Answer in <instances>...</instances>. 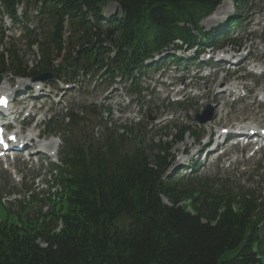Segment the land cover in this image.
<instances>
[{"label": "trees", "instance_id": "1", "mask_svg": "<svg viewBox=\"0 0 264 264\" xmlns=\"http://www.w3.org/2000/svg\"><path fill=\"white\" fill-rule=\"evenodd\" d=\"M45 1H55L46 10L56 50L64 49L61 24L65 15L80 17L79 30L86 32L85 37L76 38L77 47L70 40L65 70H76L82 61L93 62V47H99L101 36L106 40L115 36L119 49H129V39L144 38L147 33L153 44L163 45L159 41L176 37L194 44L191 31L201 30V20L221 3L111 0L122 6L125 20L102 34L87 27L81 8L92 12L109 0ZM242 1L248 3L236 0V5ZM180 23L185 29L181 30ZM11 59L15 65V53ZM45 63L51 67L50 60ZM128 142L109 140L83 153L82 165L103 174L85 171L63 180L64 194L51 212L20 216L16 223L1 221L0 264H264V204L257 205L258 198L235 195L227 184L216 192L174 186L173 177H166L169 171L162 174L166 158H157L153 165L146 152L137 148L134 156L123 154ZM124 219L123 230L118 225ZM59 222L62 228L56 232Z\"/></svg>", "mask_w": 264, "mask_h": 264}, {"label": "rangeland", "instance_id": "2", "mask_svg": "<svg viewBox=\"0 0 264 264\" xmlns=\"http://www.w3.org/2000/svg\"><path fill=\"white\" fill-rule=\"evenodd\" d=\"M223 2L227 4L226 6L227 8L221 11L225 14H228V17L234 14L236 15L237 14L236 12L240 11L235 6L232 0H222V3ZM243 9L244 11L243 10L242 11L243 13H245L247 11V8L245 9V7H243ZM113 10L114 8H112L110 11H113ZM216 12H218V10ZM213 16L214 14L211 16V19ZM122 18H123V11L119 10L116 19L120 20ZM213 21L214 20L206 19L201 22V25L203 26L205 31L208 32L210 30V26ZM256 35H257L256 37L251 39V43L247 44V47L251 46L253 57L258 58V60H264V30H260ZM241 44L245 45L246 43L243 41L241 42ZM259 46H260V50L257 53ZM246 52H247V49L244 50V54H246ZM226 70H229V68H226ZM229 74L233 76L235 72L232 71V73L229 72ZM240 75L243 76L245 74L242 72ZM223 76L225 75H221V74L217 76L215 74L210 75L207 81L200 82L193 88L197 89L196 91L197 93H198V90H201V92L199 93L205 94V97L207 98V100H209L210 97L214 96L215 88L219 85V83L223 85H225L226 82L227 84L230 83V81H224ZM10 80L11 79L6 80L5 83L9 81V84H10L11 83ZM258 80H259L261 89H264V77L259 78ZM193 90L194 89L189 88V89L182 91L180 95L173 98V101L184 100L182 99V97L185 94L191 95ZM149 92L153 93L154 89L149 87ZM196 100L199 101L200 98L199 99L197 98ZM124 103L126 102L123 101L122 104ZM230 103H231V100L229 104H226V107L232 109L233 106H236V109L238 110L239 113H234L231 116L229 115L226 121H221L222 124H228L230 123L229 121L230 119L237 118V117L238 119H246V118L248 120L256 119L257 121L260 122L261 118H259L257 115H251L255 113H257L258 115H262L264 117V107H261L259 110H255L253 108V100L244 101L241 104H235L233 106H231ZM200 107L201 106H200V101H199L197 108L200 109ZM55 113H57L56 110H55ZM240 113L242 115H239ZM174 117H175L174 122L173 123L171 122L174 128L171 127V123L166 126L168 131L166 132L167 137L165 141H169L172 143L175 142L174 137H176L177 133H179L181 129L188 128V129H191L192 132L196 131L195 130L196 124L191 119L192 116H189L187 119H185L181 113H178L174 115ZM186 140H187V137L184 139V141ZM179 144L180 143H178V145ZM251 156L252 154H250L249 150L232 149L230 155L227 156L222 162V164H224V169H225L222 176L230 179V181L237 187H243L247 190L256 191V192L261 191L262 194H264V151H262L261 154H259L258 156H253V157ZM46 164L47 162H45V165ZM216 170H217V167H211L210 169L204 171L203 173L212 175L215 173ZM17 171L19 172L20 178H24V181H25L24 183L27 184L28 187H31L34 180L39 177V179L36 181V184L34 186L36 193H38L39 191L46 190L45 182L47 179V171H48V168L46 166H44L43 168L37 169V170H30L29 168H26L25 166L18 165ZM169 175L173 176L172 170L169 172ZM14 185L15 184L10 174L5 172L3 170V167L0 166V198L2 199L5 195H8L10 193L11 195L15 194L16 198L19 197L20 195L21 196L30 195V192H27V190H25L24 188H21L20 186H18L17 188H14Z\"/></svg>", "mask_w": 264, "mask_h": 264}, {"label": "bare ground", "instance_id": "3", "mask_svg": "<svg viewBox=\"0 0 264 264\" xmlns=\"http://www.w3.org/2000/svg\"><path fill=\"white\" fill-rule=\"evenodd\" d=\"M227 4H225V2H223L222 3V5H220V7H219V9H218V12H216L215 13V17H212V19H216L217 18V16L219 15V14H221L220 13V10H224V9H226L227 7ZM2 87H0V89H1ZM231 100V99H230ZM246 131H248L249 132V130H246ZM24 140H26V141H32L33 140V136H28V137H26ZM55 147V144L54 143H52L51 144V146H50V148L52 149V148H54ZM171 170H169V172H170ZM169 172L166 174V177H173L172 175H169Z\"/></svg>", "mask_w": 264, "mask_h": 264}]
</instances>
